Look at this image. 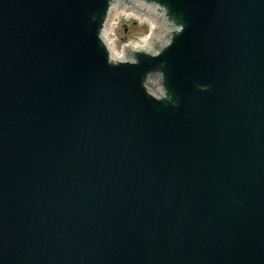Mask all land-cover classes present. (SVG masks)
<instances>
[{
	"label": "water",
	"instance_id": "water-1",
	"mask_svg": "<svg viewBox=\"0 0 264 264\" xmlns=\"http://www.w3.org/2000/svg\"><path fill=\"white\" fill-rule=\"evenodd\" d=\"M0 264H264V0H0Z\"/></svg>",
	"mask_w": 264,
	"mask_h": 264
},
{
	"label": "rangeland",
	"instance_id": "rangeland-1",
	"mask_svg": "<svg viewBox=\"0 0 264 264\" xmlns=\"http://www.w3.org/2000/svg\"><path fill=\"white\" fill-rule=\"evenodd\" d=\"M117 38L114 41L116 49L122 52L125 43L131 40H140L152 31V24L147 20H142L137 15L122 13L119 23L115 28Z\"/></svg>",
	"mask_w": 264,
	"mask_h": 264
},
{
	"label": "bare ground",
	"instance_id": "bare-ground-1",
	"mask_svg": "<svg viewBox=\"0 0 264 264\" xmlns=\"http://www.w3.org/2000/svg\"><path fill=\"white\" fill-rule=\"evenodd\" d=\"M120 12L122 13H129L134 15L135 14V10L131 8V11L126 9H122L120 10ZM137 16H139L142 20H147L152 24V32H150V34L146 35L145 37L141 38L140 40H131L130 43L127 44V46L131 45L132 48H141V49H146V48H150L153 47L155 44V36L156 37H161L163 32H157L154 20L152 15L150 14H142L139 11H137ZM114 22L110 23L109 28L110 30L114 28V26L117 24V19L116 17L113 19ZM109 45L112 47V49H114V51H117L115 48L116 46H114V39L110 38L108 40ZM116 53V52H115ZM118 55V51L116 53ZM119 57H122L121 54L118 55Z\"/></svg>",
	"mask_w": 264,
	"mask_h": 264
}]
</instances>
